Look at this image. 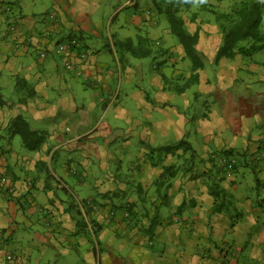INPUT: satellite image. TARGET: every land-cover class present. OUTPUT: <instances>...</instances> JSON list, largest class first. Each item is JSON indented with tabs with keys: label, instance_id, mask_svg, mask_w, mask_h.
Wrapping results in <instances>:
<instances>
[{
	"label": "crops",
	"instance_id": "0c3cea01",
	"mask_svg": "<svg viewBox=\"0 0 264 264\" xmlns=\"http://www.w3.org/2000/svg\"><path fill=\"white\" fill-rule=\"evenodd\" d=\"M156 1L0 0V172L13 185L0 186V264H264V47L215 61L213 11L238 0H193L179 15L204 66L177 91L190 61ZM137 38L148 55L116 44ZM117 80L121 127L100 116ZM18 114L45 133L38 149L14 146Z\"/></svg>",
	"mask_w": 264,
	"mask_h": 264
},
{
	"label": "trees",
	"instance_id": "16d2710c",
	"mask_svg": "<svg viewBox=\"0 0 264 264\" xmlns=\"http://www.w3.org/2000/svg\"><path fill=\"white\" fill-rule=\"evenodd\" d=\"M192 1L193 0L156 1L157 11L164 14L171 32L177 37L178 41L182 45L185 57L190 61L191 73L181 86H176L177 91H182L185 87H187V85L196 81L198 79V71L204 66V56L195 47L198 39L197 32L194 31L190 33L186 31L183 26V19L181 18V15H179L182 8L188 7ZM3 10L7 16H9L12 12L10 5L4 6ZM213 14L214 21L217 23L222 37V43L217 49L215 61H217L220 57L233 59L236 55L250 57L256 51L264 47V34L260 29L262 16L261 4L259 1H234L228 11H213ZM245 40H249V42L246 44L241 43ZM116 44L118 47L125 49V51H128L133 56L141 57L150 53V48L146 44V40L143 38H138L135 45L130 39L118 41ZM43 53L45 55V52ZM6 130L12 135L18 134L22 145L28 150L38 149L45 139V133L41 130L31 128L26 118L21 114H18L9 120ZM174 147L183 148L184 151H188L193 154L192 149L185 140H180ZM166 169L169 170L170 168ZM5 175H7V173ZM10 186L13 185L10 184ZM2 189L6 194L11 195V193H13V187L10 193L6 192L3 187ZM212 193L214 200L211 211L215 212L220 209V206H218L217 202H215L220 195H218L219 193L216 191Z\"/></svg>",
	"mask_w": 264,
	"mask_h": 264
},
{
	"label": "rangeland",
	"instance_id": "374dc122",
	"mask_svg": "<svg viewBox=\"0 0 264 264\" xmlns=\"http://www.w3.org/2000/svg\"><path fill=\"white\" fill-rule=\"evenodd\" d=\"M197 3H196V1L194 2V5H196ZM193 10H194V8H192ZM183 10V9H182ZM123 10H122V15H123ZM211 16H212V12H211ZM164 17V16H163ZM162 20H165V17H164V19H162ZM132 38H133V36H132ZM135 38V37H134ZM136 40H138V38L136 39ZM249 42V40H245L244 42L242 41L241 43H244V44H246V43H248ZM262 49V48H261ZM260 49V50H261ZM260 50H258V51H256L253 55L256 57V58H258L259 56H261V52H260ZM157 58V57H156ZM151 60H153V58L151 59ZM180 83V82H179ZM178 83V84H179ZM2 94L4 95V97H10V98H12V97H14V95L11 93V90L9 89V87L7 86V87H5L4 88V90L2 89ZM15 97H16V95H15ZM114 98V97H113ZM117 98H118V96H117ZM117 98H116V100L115 101H117ZM192 99V98H191ZM109 101V103H113V105L111 104V105H109V107L107 108V109H103V110H100V116L101 117H103V116H105V114H106V116H108V117H106V119H111V120H113L114 119V117L111 115V112H112V110L111 109H113V107L115 106V104H114V100H112V97L111 96H107V102ZM132 102H130V105L132 106ZM203 105V104H202ZM210 107L209 106H207V105H205V110H208ZM203 109H204V105H203V107L201 108V107H198V108H196L195 110H192V112L193 113H201L202 111H203ZM116 118V117H115ZM114 121H115V123L118 125V127H121L120 126V123H122V121H120V118H117V119H114ZM198 138H199V136H198ZM13 142H14V146L16 147V149L18 150V149H23V147L21 146L22 144H21V139H20V136H18V135H16V136H14V139H13ZM69 153H66V152H63V151H60V156H61V159L59 158V162H61L60 160H65L67 157H69ZM245 176H246V178H249V180L251 179L252 181L254 180V182H255V179H256V174L254 173V171H253V173H252V171H251V169L250 168H247L246 170H245ZM64 178H66V176H63ZM86 181H88L91 185H93V179L91 178V176H88L87 177V179H86ZM208 182H210V185L211 186H214V185H218V183H216V182H213L210 178L208 179ZM67 183H70V185L71 186H74L75 184H74V182H73V180H72V178L71 177H69L68 179H67ZM89 183H86V185L87 186H89V190H90V194L92 195L94 192H99L100 191V189L103 187V186H91ZM243 185H244V182H243ZM251 186H253V183H252V185ZM248 191V190H247ZM17 219V218H16ZM18 220V219H17Z\"/></svg>",
	"mask_w": 264,
	"mask_h": 264
},
{
	"label": "built area",
	"instance_id": "2783aa9c",
	"mask_svg": "<svg viewBox=\"0 0 264 264\" xmlns=\"http://www.w3.org/2000/svg\"><path fill=\"white\" fill-rule=\"evenodd\" d=\"M9 29L12 31L13 28L11 26H9ZM77 47H78V41L76 38L73 37V38L68 39L67 42L59 43L57 45V51L58 52H64V51L70 50V49H77ZM43 56H44V53L40 52V57H43ZM79 56L81 58H84L82 52L79 53ZM63 65H64V68H66L67 70H73L74 69L73 66L71 65V63L67 60L64 61ZM118 84H119V82L117 80L116 85L114 86V89L109 94V96H111L112 100H114V101L116 100L118 93H119V85ZM111 104L112 103H109V101H108L106 104V108ZM8 180H9L8 176L5 175V173L0 172V185L6 190V192L10 193L12 191V186H10V182ZM5 258L8 261L13 260V256L10 253H6Z\"/></svg>",
	"mask_w": 264,
	"mask_h": 264
}]
</instances>
